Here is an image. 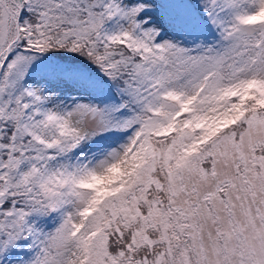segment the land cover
<instances>
[{
    "label": "snow or ice",
    "instance_id": "snow-or-ice-1",
    "mask_svg": "<svg viewBox=\"0 0 264 264\" xmlns=\"http://www.w3.org/2000/svg\"><path fill=\"white\" fill-rule=\"evenodd\" d=\"M0 264H264V0H0Z\"/></svg>",
    "mask_w": 264,
    "mask_h": 264
}]
</instances>
